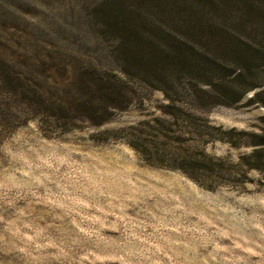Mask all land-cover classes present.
I'll return each instance as SVG.
<instances>
[{"label": "rangeland", "instance_id": "rangeland-1", "mask_svg": "<svg viewBox=\"0 0 264 264\" xmlns=\"http://www.w3.org/2000/svg\"><path fill=\"white\" fill-rule=\"evenodd\" d=\"M202 1L0 0V264H264V67L200 102Z\"/></svg>", "mask_w": 264, "mask_h": 264}, {"label": "trees", "instance_id": "trees-1", "mask_svg": "<svg viewBox=\"0 0 264 264\" xmlns=\"http://www.w3.org/2000/svg\"><path fill=\"white\" fill-rule=\"evenodd\" d=\"M198 9L193 10V30L207 40L211 52L196 59V62L200 61L198 66L195 64L198 71L203 65L207 66L209 79L205 84L197 81L194 95L201 103L212 104L208 100L219 95L216 91L207 90L205 85L216 86L213 79L218 76L217 80L221 79L219 91L226 98L232 96L230 101L220 102H237L260 86L249 83L247 79L254 74L250 71L253 62L257 61L256 67H264V0H205ZM204 29L206 33L201 32ZM220 50L221 55H218ZM219 57L226 59V67L218 65ZM219 72L222 73L219 75ZM58 106L65 107L63 104Z\"/></svg>", "mask_w": 264, "mask_h": 264}]
</instances>
